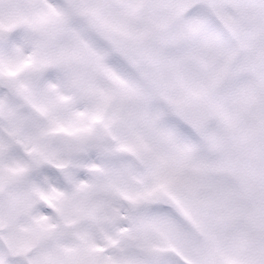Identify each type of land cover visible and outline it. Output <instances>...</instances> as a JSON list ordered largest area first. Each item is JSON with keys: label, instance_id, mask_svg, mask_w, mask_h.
<instances>
[{"label": "snow or ice", "instance_id": "snow-or-ice-1", "mask_svg": "<svg viewBox=\"0 0 264 264\" xmlns=\"http://www.w3.org/2000/svg\"><path fill=\"white\" fill-rule=\"evenodd\" d=\"M0 264H264V0H0Z\"/></svg>", "mask_w": 264, "mask_h": 264}]
</instances>
